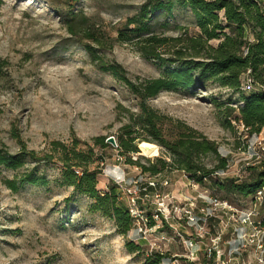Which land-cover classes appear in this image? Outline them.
<instances>
[{"label":"rangeland","instance_id":"1","mask_svg":"<svg viewBox=\"0 0 264 264\" xmlns=\"http://www.w3.org/2000/svg\"><path fill=\"white\" fill-rule=\"evenodd\" d=\"M145 1L81 0L74 11L81 17L74 24L81 27L71 35L60 16V10L68 8L67 0H0V149L16 155L24 147L40 158L51 153L52 142L67 147L78 143L79 149L89 147L102 157L96 185L99 192L114 185V176H150L136 165L126 164L116 146L106 142L111 137L116 144L121 127L132 125L131 116L139 112V99L121 82L95 69L83 47L102 49L98 52L102 60L120 66L130 81L158 78L163 67L138 50L142 38L117 42L118 30ZM189 15L176 10L171 18L161 17L158 24L166 23L169 28L157 25L153 35L176 38L182 31L175 26L192 34ZM88 32L99 44L86 38ZM163 51H158L161 57H171ZM237 97L235 92L211 83L194 90L162 92L147 104L159 115L184 122L214 141L218 156L227 159L226 170L217 174L218 179L240 182L248 180L247 167L264 159V128L255 136H247L240 124L230 122L227 126L222 112L238 106ZM212 99L223 105L218 109ZM98 137L109 145L107 149L94 146L92 140ZM149 144L156 147L157 156L145 157L139 150L129 155L130 160L145 167L156 157L171 163L172 157L163 147ZM25 162L18 171L0 169V264L144 263L140 254L125 248L130 241L143 242L132 225L125 235L120 234L112 219L90 210L89 199L59 186L55 181L59 163ZM201 164L209 170L218 165V160L208 155ZM31 171L43 175L48 184L23 185L14 192L7 188L5 181L16 182ZM150 177L169 181L168 187L159 192L171 193L175 205L190 204L193 211H208L211 216L206 220H212L206 221L202 230L176 218L170 220L171 226L157 229L147 238L148 242L154 239L157 249L150 251L144 241L148 258L163 257L159 264H264V196L221 200L222 194L214 191L208 180L197 184L174 168ZM122 197L118 193L124 204ZM211 198L225 203V207H214ZM189 239L196 243L192 257L184 244Z\"/></svg>","mask_w":264,"mask_h":264},{"label":"trees","instance_id":"2","mask_svg":"<svg viewBox=\"0 0 264 264\" xmlns=\"http://www.w3.org/2000/svg\"><path fill=\"white\" fill-rule=\"evenodd\" d=\"M67 2L68 8L60 10V16L62 24L72 35L76 28L81 27L80 23L74 24L76 19L81 18L74 13L81 0ZM176 10L190 14L194 32L189 35L187 29L175 26L176 30L182 31L176 38H158L153 35L157 25L169 28L166 23L158 24L159 20L161 17L171 18ZM118 33L120 39L117 42L126 43L134 38H142L138 50L146 59L155 60L163 67L158 78L136 83L127 79L126 72L120 66L103 61L98 55L102 49L83 46L95 69L121 82L139 99V112L131 116L132 125L121 127L117 136L116 148L125 157V163L136 165L142 173L150 176H157L166 168H174L184 171L197 184L208 180L211 188L222 194L221 200L234 196L244 201L255 197L257 191L264 190V159L258 165L246 168L249 173L247 181H220L217 174L226 170L227 159L218 156L214 141L208 140L184 122L159 115L147 104V101L162 92L194 90L215 83L238 95L239 105L235 108L226 107L222 112L227 126L234 122L244 128L247 136L259 134L264 128V0H146L136 14L125 20ZM86 38L99 44L89 32ZM211 42H216V45H211ZM160 50H165L162 54L171 57H161ZM247 77L251 80L248 91L241 89ZM211 103L218 109L223 105L214 99ZM92 141L96 147H109L101 137ZM141 142L159 144L172 157L171 163L156 157L154 163L145 167L130 160V154L139 153L137 146ZM78 146V143L67 147L52 142L51 153L40 158L33 151H25L24 147L16 155H9L0 149V169L14 172L24 166L25 160L44 163L55 160L60 166L58 178L55 179L59 186L71 188L74 193L89 199L92 202L90 210L112 219L119 233L125 235L132 221L125 205L118 199L116 187L110 185L105 192L96 189L97 176L101 175L98 168L102 163L101 155L97 156L89 147L79 149ZM208 155L218 160V165L209 170L201 164L202 158ZM91 166L94 168L90 169ZM5 184L14 192L23 185L44 187L48 181L43 175L31 171L24 173L18 181H5ZM144 245V241H130L125 244V248L129 253L140 254L144 262L142 264H159L163 257L150 255L148 258Z\"/></svg>","mask_w":264,"mask_h":264},{"label":"built area","instance_id":"3","mask_svg":"<svg viewBox=\"0 0 264 264\" xmlns=\"http://www.w3.org/2000/svg\"><path fill=\"white\" fill-rule=\"evenodd\" d=\"M243 87L250 89L251 80L248 77L243 81ZM118 161L120 162V159ZM117 170L123 172L119 168ZM119 176H114L112 182L118 193L123 196L124 205L132 221V228L140 240L148 242L147 238H150L155 230L162 229L165 226H171L169 221L175 218L178 221L182 220L187 226L195 230L205 228L206 219L211 216L207 210V213L193 211L190 204L183 205L182 207L177 206L172 201L173 195L171 193L163 194L159 192L160 189L164 191L168 187V180L158 181L156 178L150 176L145 179H142V177L125 179ZM256 196L257 199L264 196V190L257 191ZM149 200H151L150 203ZM209 201L214 207H225V203L222 204L215 199L211 198ZM159 223L160 227L157 226ZM148 244L150 251L158 248L154 239L149 240ZM184 244L188 249L187 254L191 257L193 255L195 256L194 250H196V243L192 239H189L184 241ZM212 264L218 263L215 261Z\"/></svg>","mask_w":264,"mask_h":264},{"label":"bare ground","instance_id":"4","mask_svg":"<svg viewBox=\"0 0 264 264\" xmlns=\"http://www.w3.org/2000/svg\"><path fill=\"white\" fill-rule=\"evenodd\" d=\"M139 150H141V152H143V155L145 157H155L158 155V151H157L156 147L154 145L146 143V142L140 143Z\"/></svg>","mask_w":264,"mask_h":264},{"label":"water","instance_id":"5","mask_svg":"<svg viewBox=\"0 0 264 264\" xmlns=\"http://www.w3.org/2000/svg\"><path fill=\"white\" fill-rule=\"evenodd\" d=\"M106 142L110 145V146H112V147H115L116 146V144H115V140L113 139V138H108V139H106ZM137 149H138V146H137ZM138 151H139V149H138Z\"/></svg>","mask_w":264,"mask_h":264}]
</instances>
